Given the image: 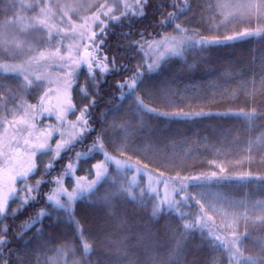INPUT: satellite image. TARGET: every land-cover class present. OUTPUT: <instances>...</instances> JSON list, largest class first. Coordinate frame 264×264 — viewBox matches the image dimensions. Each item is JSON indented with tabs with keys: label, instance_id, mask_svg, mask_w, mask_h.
<instances>
[{
	"label": "trees",
	"instance_id": "trees-1",
	"mask_svg": "<svg viewBox=\"0 0 264 264\" xmlns=\"http://www.w3.org/2000/svg\"><path fill=\"white\" fill-rule=\"evenodd\" d=\"M254 1L255 5L260 4V0ZM56 2L59 3L54 9L56 12L45 11L47 21L62 24L66 5L70 6L72 1ZM220 2L188 0L189 10L167 26H161L159 21L176 8L170 7L171 0H149L145 9L147 15L143 18L129 23L123 18L115 22L107 17L103 25L95 26V41H103L102 47L108 57L102 65L106 63L113 69L112 60L115 59V69L102 72L101 68H95L89 73L83 62L78 71L72 89L76 106L73 115L84 129L91 130L83 131L67 151L61 152L48 174L46 169L53 156L49 151L37 156L36 172L28 185L34 186L41 179L50 182L41 184L38 192L31 193L36 199L22 211L14 216L9 211L3 218L7 232H3V225H0V236L8 243L3 246L4 259L0 264H75L83 260L82 242L94 248L87 258L88 264H193V261L195 264H230L224 251L219 246L213 247L207 232H185L183 225L200 219L201 211L217 215L213 221L227 223L232 217L225 212H247L250 221L241 220L234 228L227 226L226 231L232 234L233 231L237 234L247 231L250 239L244 241L242 251L250 256L261 254L260 246L253 241L264 238V225L251 221L264 213V35L185 50L182 56L166 59L151 73L140 67L145 74L135 89V96L155 112L139 109L135 96L126 95L121 99L122 90L116 87L117 82L130 78L146 60L140 49L132 44L141 40V32L144 40L157 38L176 31L175 24H180L195 38L222 39L245 28H264V16L258 15L256 7L246 14L236 12L226 20L223 14L226 7L217 8ZM44 3L45 0H0V62L23 59L52 43L53 39H48V27L35 26ZM98 3V0H75L78 11L74 15L78 17L85 10L94 11ZM176 3L177 7L182 6L181 0ZM101 26L105 29L103 35ZM39 86V82H34L26 90L18 75L0 71V123L3 114L10 115L21 105L36 101L41 91ZM124 91L127 93V89ZM93 100L95 104L81 116L85 106ZM252 109L256 110L257 117L251 122L237 115ZM179 112L206 115L159 114ZM97 137L104 150L157 176L182 181L213 173L216 177L190 182L186 188L189 198L181 201L179 212L164 209L154 217L155 201L144 187L145 177L137 175L134 167L111 164L95 194L75 202V222H72L67 213L53 209L46 197L56 184L52 181L61 178L67 165L76 162L77 153L88 152ZM102 158L101 152L81 157L76 167L77 175L92 178L94 165ZM243 173H251L252 177L240 179ZM67 181L70 184L69 177ZM120 188L128 189L136 199L110 195ZM18 195L28 193L18 190ZM210 203L215 208L209 207ZM200 205H204L202 210ZM19 206L17 199L9 201L10 210ZM41 210L50 215L18 235L22 232L21 226ZM180 213L184 214L183 218ZM97 215L105 221L102 228L92 222ZM78 227L82 229L83 241L77 234ZM178 246L180 255L177 256L173 253ZM118 251H126L130 259L118 257Z\"/></svg>",
	"mask_w": 264,
	"mask_h": 264
},
{
	"label": "snow or ice",
	"instance_id": "snow-or-ice-1",
	"mask_svg": "<svg viewBox=\"0 0 264 264\" xmlns=\"http://www.w3.org/2000/svg\"><path fill=\"white\" fill-rule=\"evenodd\" d=\"M116 3H120L121 0H115ZM182 6L177 7L176 0H171L170 7L176 8L175 12H169L167 14V17L165 19H161L159 21L161 26H167L172 21L179 19L180 15H183L185 11L189 10V4L188 0H181ZM149 6V0H132V2H125L123 3L124 11L120 13V16H114L111 15V12L104 13L106 17H108L109 20L120 22L121 19H125L127 22L131 23L133 19H139L143 18L147 15L145 9ZM106 7V5L101 6ZM225 7H228V5L224 2V0H221L220 3H218L217 8L218 9H224ZM253 7L257 8V12L259 16H264V11H260L261 9H264V0H260L259 5H248L249 10H251ZM41 14L45 12V9L40 10ZM229 17H234L233 13H229L228 16L225 17V19H229ZM96 20H99V16L95 17ZM12 21H8V23H11ZM103 21H101V25H103ZM35 26H44L45 22L43 20H40L37 22V25ZM174 29L177 31L178 35L176 36H162L160 40H152V41H145L143 39L144 33L141 32V40L139 41H133L132 44L137 46L141 53L145 56L151 59V63H148L147 60L144 61V64L137 67V69L133 72V75L125 79L122 83L117 82L116 87L121 89V99L125 98L126 95H132L135 96V89L138 85V83H142V78L144 76V72L140 71V67L146 68V71L148 73L154 72L159 69L161 66V63L166 61V59L174 57V56H182L185 50L195 48L197 46L200 47H206L210 45H218L223 43V41H232V40H239L243 38L248 37H259L261 35H264V28H256L254 30H244L242 32H238L233 36H226L222 39L219 37H213V38H204L201 37L200 39H196L195 36H187L186 33L188 29L181 27L180 24H175ZM104 27H100V33L104 34ZM131 33H125V35H130ZM96 33H92V39L93 44L96 51L100 50V45L103 43V41L96 42L95 37ZM17 48L20 47L19 42H17L16 45ZM59 49H57V52ZM45 56V53H40V57L43 58ZM63 59V57H61ZM108 57L104 56L102 57V61H107ZM91 61L88 63V71L89 73L93 70V65H95L96 68H101L102 72H109L115 69V59L112 60L113 69H109L107 67V64L104 63L102 65V61L98 60L95 55H92ZM117 71L119 69H116ZM126 70V69H125ZM0 71H3L5 73H24L25 69L22 65H9V64H0ZM24 80L27 83L28 86H31L32 81L29 80L27 75H24ZM37 80H39V77H36ZM94 79V77H93ZM93 87H98V85L93 84ZM124 89H127V93H125ZM85 94L86 91H85ZM136 98V104L137 107L141 110H147L148 112H155V109L147 108V106L143 103L142 100L138 96H135ZM95 104V101L93 100L90 105L85 106V109L81 113V116H83L84 112L87 111V108L90 106H93ZM68 109H72V105L69 101ZM160 115H175V116H203L206 115V113L203 112H197V113H159ZM237 115L242 116L244 119L248 121H253L257 117V112L255 109H252L249 112H243L237 113ZM57 119H62V117L58 116ZM85 125L87 122H84ZM91 129H82V131H90ZM52 135L51 132L48 133V136L50 137ZM29 141H25V144L27 145ZM72 146V141H65L62 143H58L55 150V155L52 158V162L49 163L46 169V174L54 168L55 161L60 156L61 150L67 151ZM9 150H11V144L6 145ZM52 151L48 148V145L46 143H42L36 146V151L31 152L29 157V163L28 166L23 168L22 171H16L17 165L14 163L15 157L9 156L6 152H0V156H4L6 159L4 161L5 168H4V175L0 177V183L6 187L7 193L0 197V225H3V218L9 214V211L11 215H16L19 211H22L23 207L26 206L30 201H33L36 199L35 196L31 195L33 192H38L40 185L43 183H49L50 181H46L44 179L37 180L36 184L34 186L28 185L26 183V180L30 174H34L36 171V164L34 160L32 159L37 155V152H44ZM93 152H102L105 155V161H102L100 164L94 165L96 168V178L92 180L91 182H87L84 180V178H77L76 179V186L73 188L71 192H69L66 188L63 187V177L67 176L71 178L74 174V167L73 164L67 165L64 172L61 174V178H57L55 181H52L57 184V188L53 190V192L46 197V200L49 204H51L52 208L55 210H62L65 213L68 214L69 219L72 222H75L74 214H73V206L75 202L83 200L87 197H90L95 194L96 187L98 184L102 183L106 177H107V167L105 166L107 162L113 161V158L111 156H108L106 152H104L103 143L100 140V137H97V140L92 144V146L88 149V152L86 153H77L76 159L79 160L81 157H88ZM115 164L119 167L121 165V162L119 160L114 161ZM8 165H12L11 168L8 167ZM222 171V170H221ZM14 173V174H13ZM246 176H251V173H246L243 176L240 177V179H244ZM213 177H216V174L213 173L210 177H192L190 179L193 180H211ZM223 179H227V177H221ZM21 181V188L19 189L20 192L26 191L28 195L25 196H19L18 190L14 186L9 185H15L17 181ZM186 188V185H183L180 189H173V192L179 193L181 191H184ZM143 191V190H142ZM110 195H124L128 196L131 199H136V196L133 195L128 189L126 188H120L117 189L116 193H112ZM207 195V194H203ZM63 197V199H62ZM189 197H184L185 200H187ZM219 199V196H217ZM17 199L20 201V206L17 209H9V201ZM107 197L105 198V202L107 203ZM197 204L200 202L197 200L195 201ZM181 201H177L175 199L170 198L167 194L163 197L161 201L153 205L152 208V216H158L162 210L164 209H173L179 212V205ZM259 203V202H258ZM162 205L164 208H162ZM229 206H231L229 202ZM201 210L203 209L204 205H200ZM209 207L215 208L214 204H209ZM226 216L231 215L232 220L228 224L229 228H234L236 225L239 224L241 220H244L245 223L251 220V217L248 215L247 212L240 213L237 211H232L231 213H224ZM50 215V213L46 210H41L36 217L31 218L30 221H26L22 226V232L18 233V235H22L23 231H26L28 229H31L36 223H39L41 219L46 216ZM181 218H183L184 214L180 213ZM210 217H206L203 211H201V217L198 220H195L191 223H185L183 225V228L185 232L193 231V230H199L201 234L204 232H207L208 237L211 238V243L213 244V247L219 246L227 256V259L229 260L230 264H264V238H257L254 243L258 244L260 246V255L256 256H250L245 255L242 251V248L245 247L244 241L246 239H250L249 234L247 231L237 234L235 231H233L231 239H225L220 236H217L215 234V229L210 226L209 220ZM252 223H259L264 225V213H261V215L257 216L255 220L251 221ZM3 232H7V225H3L2 228ZM39 231V229L37 230ZM77 234L80 236L81 240L83 241L82 236V229L79 227L77 228ZM8 243L7 240L3 238V236H0V260H3V246ZM81 248L83 251V260L77 261L75 264H88V256L94 251V248L91 244L87 242H82ZM61 253H63V249H59ZM66 255V253H63ZM174 255H180V249L179 246L176 250H174ZM118 257H122L124 259H130L128 256V253L126 251L124 252H117ZM193 264H195V261H193Z\"/></svg>",
	"mask_w": 264,
	"mask_h": 264
},
{
	"label": "rangeland",
	"instance_id": "rangeland-1",
	"mask_svg": "<svg viewBox=\"0 0 264 264\" xmlns=\"http://www.w3.org/2000/svg\"><path fill=\"white\" fill-rule=\"evenodd\" d=\"M58 0H45L44 6H41L40 9H45L48 13L56 12L54 9H57ZM70 6L66 5V14L64 23L53 24L50 21H47L46 12L38 16V21L43 20L45 25L48 27V39L52 40L48 46L43 48L40 51L33 55H28L20 60H6L0 62V64H9V65H22L25 69L24 73H14L22 79L23 87L28 90L30 86L24 80V75H27L29 80L40 83V94L36 101L32 103H26L19 107V109L13 111L10 115L3 114L2 121L0 123V152H6L9 156L15 157L14 163L17 165L16 171H22L23 168L28 166L29 157L31 152L36 151V146L42 143H46L48 148L52 151H49L52 156L55 155L56 146L58 143L65 141L74 142L79 135L83 133V126L80 123L78 117L74 116L75 104L72 98V89L76 82L78 71L83 64L82 51L86 48L90 40L92 39V33H94L95 26L101 24V21L104 18H107L104 13L111 12V15H119L124 11L123 3L132 2V0H121L120 3H116L115 0H98V5L94 11H86L76 17L77 6H74L75 0H71ZM230 1L234 2L231 4ZM228 5L224 9L223 14L228 16L229 13L242 12L241 14H246L249 11L248 5H254V0H224ZM106 5V7H101ZM253 9V8H252ZM251 9V10H252ZM71 10L73 11L71 13ZM117 11V12H116ZM99 16V20H96L95 17ZM26 29L28 28V23L24 24ZM184 28V27H183ZM247 28L243 29L246 30ZM251 30V29H247ZM176 36L178 35L177 31L164 33L157 38H147L145 41L160 40L162 36ZM187 36H192L190 33H186ZM200 39V38H196ZM57 49L59 51L57 52ZM45 53L43 58L40 57V53ZM63 57V59H61ZM148 63H151V59L146 57ZM3 72V71H2ZM5 73V72H4ZM11 73V72H9ZM36 77L40 79L37 80ZM31 84V86H32ZM69 101L72 105V109H68ZM60 116L62 119H57ZM51 132L52 135L49 137L48 133ZM29 141L26 145L25 141ZM11 144V150L6 147V145ZM45 150L44 152H46ZM63 150H61L62 152ZM44 152H37V155L33 157L36 167H37V156L43 155ZM60 152V154H61ZM113 158V161L107 162L106 167L108 170L109 165H115L116 160L121 162L119 167H134L137 175H142L145 177V189L150 192L153 197L155 204L163 199L165 194L170 198L177 201H187L184 197H188L186 188L192 181H197L193 179L189 180H176L174 178H164L157 176L155 174L144 171L143 169L136 168L131 162L125 158H120L116 155L111 154L110 152L104 150ZM102 159L95 165L100 164L102 161H105V155L101 152ZM5 157L0 156V177L4 175L5 168ZM78 160L73 163L74 174L69 180L68 177L64 176L63 187L66 188L69 192L73 190L76 186L77 178H84L85 181L91 182L96 178V168L94 167V176L92 178L87 175H77L76 167ZM9 168L12 165H8ZM118 167V166H117ZM36 172V171H35ZM34 172V173H35ZM14 174V173H13ZM33 174H30L26 180V183H29V179ZM244 173L241 175L243 176ZM240 176V177H241ZM210 177V176H208ZM252 177V176H246ZM201 181V180H199ZM186 185L184 191L179 192L178 194L173 192V189H180L181 186ZM22 182L17 181L14 186L19 190ZM57 188L55 184L54 189ZM53 189V190H54ZM7 188L0 183V197L4 196L7 193ZM53 192V191H52ZM63 199V197H62ZM162 207H164L162 205ZM225 212V211H224ZM206 217H210L209 220L210 226L215 229V234L225 239H231L232 233L226 231L227 221L220 222L213 221L217 218L214 215H211L210 212L203 211ZM210 213V214H209ZM223 213V212H221ZM219 218V217H218ZM103 217L97 215L93 218V223L96 227L102 228V225L105 224ZM231 231V230H230ZM107 242H110L108 239ZM104 245V244H103ZM108 251V250H107ZM110 252V251H108Z\"/></svg>",
	"mask_w": 264,
	"mask_h": 264
},
{
	"label": "flooded vegetation",
	"instance_id": "flooded-vegetation-1",
	"mask_svg": "<svg viewBox=\"0 0 264 264\" xmlns=\"http://www.w3.org/2000/svg\"><path fill=\"white\" fill-rule=\"evenodd\" d=\"M99 42V41H98ZM86 48H90L92 50V55H95L98 60L102 61V57L106 56L107 53L105 52L104 47H102V44L100 45V50L96 51L94 44L92 41L89 42V44L86 46ZM95 65H93V69H95Z\"/></svg>",
	"mask_w": 264,
	"mask_h": 264
},
{
	"label": "water",
	"instance_id": "water-1",
	"mask_svg": "<svg viewBox=\"0 0 264 264\" xmlns=\"http://www.w3.org/2000/svg\"><path fill=\"white\" fill-rule=\"evenodd\" d=\"M91 57H92V50L90 48H86L82 51V59L84 60L87 66L89 62H92Z\"/></svg>",
	"mask_w": 264,
	"mask_h": 264
}]
</instances>
